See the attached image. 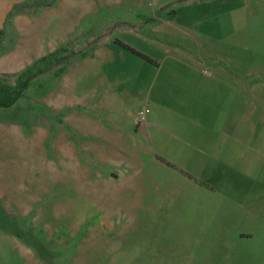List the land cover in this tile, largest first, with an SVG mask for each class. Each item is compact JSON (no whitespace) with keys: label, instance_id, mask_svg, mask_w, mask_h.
Instances as JSON below:
<instances>
[{"label":"rangeland","instance_id":"rangeland-1","mask_svg":"<svg viewBox=\"0 0 264 264\" xmlns=\"http://www.w3.org/2000/svg\"><path fill=\"white\" fill-rule=\"evenodd\" d=\"M122 42L198 63L185 103L238 108L235 154L154 158L134 113L172 82ZM59 47L0 109V264H264V0H0L6 82Z\"/></svg>","mask_w":264,"mask_h":264},{"label":"crops","instance_id":"crops-1","mask_svg":"<svg viewBox=\"0 0 264 264\" xmlns=\"http://www.w3.org/2000/svg\"><path fill=\"white\" fill-rule=\"evenodd\" d=\"M127 24L131 23L127 22ZM135 25L137 26V23ZM131 29H134V27L132 26ZM122 43L128 48L134 49L128 44ZM149 63L154 64L159 71L163 66L166 76L164 81L166 83L172 82L169 90L174 95L173 100H167L163 105L159 98L147 102L148 108L145 107L147 111L140 122H137L139 110L134 113V121L137 126H140V131L144 129L149 131L153 128L149 133L150 137L151 135L154 137L153 148L156 144V149L153 150L154 158L160 161H166V158L174 162L181 160L184 165H178L182 167H178L180 172L201 175V171L197 172L191 169L186 162L196 160L210 162L212 158L214 160L220 157L226 159L229 154L234 155L236 150L233 145L241 142L237 133L243 130V123L238 122V108L228 109L221 102L220 105L211 104L209 106H188L185 103L190 95L191 88H195V85L190 82L196 81L195 75L198 63L195 61L190 63L177 58L158 64L152 61ZM212 75L217 83L227 81L226 75L220 74V71L212 73ZM230 78L235 81L233 76ZM167 79H170V81ZM220 88H214L210 93L212 95L219 94V98H221L224 92ZM157 89H160L159 84ZM158 129L160 134L155 138ZM241 136L242 134L240 139ZM174 168L177 167L174 166Z\"/></svg>","mask_w":264,"mask_h":264},{"label":"trees","instance_id":"trees-1","mask_svg":"<svg viewBox=\"0 0 264 264\" xmlns=\"http://www.w3.org/2000/svg\"><path fill=\"white\" fill-rule=\"evenodd\" d=\"M23 5H25V2H20V3L15 4L14 8L17 10ZM119 45L135 53L139 57L151 62V60L147 58L146 56L128 48L122 43H119ZM63 49L64 48H61V47L54 49L53 51L40 56L39 58L31 62L30 64H27L15 74V78L12 83L6 82L4 77L0 75V109H4V108H8L12 106L15 100L21 95L22 91L27 86L28 82L33 77L45 71L43 67L38 65L39 62H42V63L46 62L47 59L54 56L58 51L63 50ZM78 54L81 55L82 52H79ZM57 59L62 60V59H65V57L63 58L61 56V57H58ZM58 70L60 71L61 67H59Z\"/></svg>","mask_w":264,"mask_h":264},{"label":"built area","instance_id":"built-area-1","mask_svg":"<svg viewBox=\"0 0 264 264\" xmlns=\"http://www.w3.org/2000/svg\"><path fill=\"white\" fill-rule=\"evenodd\" d=\"M147 111L146 108H143L141 110L138 111V115H137V122L142 121V119L144 118V113Z\"/></svg>","mask_w":264,"mask_h":264}]
</instances>
